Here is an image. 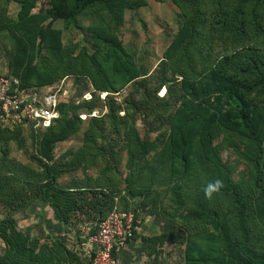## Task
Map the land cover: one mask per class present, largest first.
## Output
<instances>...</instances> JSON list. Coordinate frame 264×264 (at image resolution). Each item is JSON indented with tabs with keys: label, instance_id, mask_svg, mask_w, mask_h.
Wrapping results in <instances>:
<instances>
[{
	"label": "trees",
	"instance_id": "obj_1",
	"mask_svg": "<svg viewBox=\"0 0 264 264\" xmlns=\"http://www.w3.org/2000/svg\"><path fill=\"white\" fill-rule=\"evenodd\" d=\"M14 1L20 5L14 20L0 9V31L10 32L12 45L9 72L2 74L17 77L22 87L48 88L54 86L48 84L72 76L73 88L69 87V94L60 100L59 116L49 126L33 127L26 124L34 129H43L38 141L39 155L35 157L40 169L35 170L18 163L9 164V169L0 167V210L1 207L11 210L26 208L25 199L29 197L47 205L53 219L65 227L71 223V218L76 213L83 214L86 220L99 223L116 207L114 200L120 192L119 187L106 178L107 188H102L101 180L91 177L82 181L72 179L68 184L60 185L57 177L62 171L54 169V165H49L48 161L54 158L55 145L76 131L83 119L80 114L90 113L95 108L92 95H99L95 90L110 91L113 86L99 63H94L97 66L95 75L86 72L87 60L65 53L60 31L53 28L52 23L56 20L64 23L76 22L82 11L99 4L113 10L117 8L114 11L117 13L124 8H138L145 4V0H47L41 13L48 20L45 24L38 25L28 41L22 37L32 25H24L22 18L31 10L36 0ZM173 1L186 2L189 5L174 44L169 49L170 54L186 49L183 56L189 57V51L195 49L194 53L202 57L205 44L196 42L205 34L210 37L207 41L210 49L213 48L211 43L215 39L222 47L215 57L207 51L208 64L202 72L204 77L200 79V89L196 91L192 102L182 100L177 110L181 120L171 129V136L161 147V154L168 158L174 170L169 187L173 212L163 214L175 224L176 216L184 222L199 224L200 232L196 235H201L207 242L214 244V250H200L197 255L189 248L185 255V261L189 264H264V249L253 238L255 234L264 238V97L259 98L264 93V0ZM34 17L30 16L29 19ZM118 20L119 18L116 19ZM15 26L23 30L21 36L16 34L18 29ZM90 37L114 49H122L119 41L107 33H92ZM37 56L40 58L35 61ZM128 71L127 80L131 81L137 75L132 73V69L128 68ZM188 85L191 89L194 86L193 83ZM88 91L92 95L85 98L83 94ZM82 96L84 100H80ZM194 100H199V109H191L185 113V109L195 106ZM118 108V105L116 108L111 105L105 113V117L117 132L119 128L113 119L116 116L115 109ZM120 119L126 120L125 117ZM131 121L133 122L132 119ZM103 123L98 117L91 118V129L84 133L83 145L77 151L78 157L75 153L72 154L69 169L81 167L86 172L92 167L90 162H94L96 158L103 156L108 160L103 153L106 147L95 137H102ZM20 126L21 124L13 127L0 126V132L8 133ZM216 131L245 136L247 146L255 150V154L250 157L249 175L242 183L232 179L229 171H218L219 162L214 158L218 153L207 144L210 135ZM124 135L128 145L129 170L128 177L124 179V190L130 197H134L141 195L143 190L133 191L130 188L133 180L131 174L135 172L137 177L141 175L143 168L147 166V154L156 151L158 143L155 139L141 138L133 123H125ZM110 150L109 156L115 158L116 153L112 154V148ZM131 161L136 162V168L131 169ZM197 163L205 179L198 181L203 183L192 187L193 201L191 206L186 207L183 198L184 183L190 176H194ZM108 167L109 165L98 170L97 174L105 177V173L109 172ZM114 168L116 169L115 162ZM211 173L214 181L219 179L223 182L220 191L216 192L225 199V205L221 208L213 207L210 198L204 195V188L211 182L208 180ZM146 191L149 192L150 189ZM144 197L148 198L147 194ZM157 197L156 193L151 205H155ZM255 205H261L259 207L263 214L254 211ZM133 215L131 239L138 235L139 227L137 214L133 212ZM184 234L188 236L190 243L191 234L182 233ZM154 237H149L147 241ZM0 240L4 245L0 264H72L71 255L74 254L78 258V264H89L75 253L76 250L69 251L58 239L51 243H39L38 238L29 239L17 226L16 219L7 211L0 215ZM78 242L79 238L75 244Z\"/></svg>",
	"mask_w": 264,
	"mask_h": 264
},
{
	"label": "rangeland",
	"instance_id": "obj_2",
	"mask_svg": "<svg viewBox=\"0 0 264 264\" xmlns=\"http://www.w3.org/2000/svg\"><path fill=\"white\" fill-rule=\"evenodd\" d=\"M46 2L47 0H36L31 10L22 18L24 25H32L22 37L25 41L33 37L38 25L47 22L48 18L41 13L46 7ZM188 5L186 2L177 3L173 0H145V4L138 8H124L116 13L114 11L117 8L113 10L99 4L82 11L77 16L76 22L64 23L62 20H56L52 23V27L60 31L61 44L65 53L87 60L86 72H92L95 75H97V66L94 63H99L110 77L113 88L110 91L95 90L99 93L96 97L90 91L85 92V97L89 98V95L90 97L92 95V99L94 98L92 103L95 108L90 113L86 112V116L81 120L76 131L55 145L54 158L48 161V164L54 165V169H61L62 172L57 177L60 185H66L72 179L82 181L86 177H91L100 179L102 188H107L106 178L119 187L120 192L114 200L117 209L127 208L133 211L137 214L139 221L138 235L121 250L122 264H189L185 261L186 251L189 248L195 255L199 254L200 250L215 249L214 244L207 242L206 238L196 235L200 232L199 224L184 222L177 219V216L175 224L170 221L171 218L163 214V212H173L169 199V187L174 170L168 158L161 154V147L171 136V129L175 128L181 120V115L177 110L182 100L192 102L196 91L200 89V79L204 77L202 72L208 64L207 51L215 57L222 47V44L215 39L211 43L213 48L210 49L207 45L210 37L205 34L196 42V44L199 42L205 44L202 57L194 53L195 49L188 50L189 57L183 56L186 49L170 54L169 49L174 44L173 41L186 16ZM0 9L14 20L18 15L20 5L14 0H0ZM30 16L35 17L30 20ZM117 18H119L118 21H116ZM17 29L16 34L21 36L24 33L23 30L18 27ZM102 32L118 40L122 49H114L90 37L92 33ZM11 55L10 32L0 31V73L9 72L8 64ZM169 55L172 56L169 58ZM39 58L37 56L35 61ZM128 68L137 75L131 81L127 80ZM72 79V76H66L59 82L48 85L62 83L67 88H73ZM189 83H193L192 89ZM262 97L264 93L259 96V98ZM80 100H84L83 96ZM198 102L199 100H194L195 106L191 105L192 107H188L184 112L199 109ZM111 105L114 108L119 106L115 109L116 116L113 119L117 123L119 132L114 131L113 124L105 117ZM92 117H98L104 122L102 137H95L106 147L103 153L108 160L103 156L96 158L94 162H90L92 167L86 172L81 167L71 170L69 166L72 154L75 153L78 157L77 151L83 145L84 133L91 129L89 127ZM120 117H125L126 120ZM125 123H133L141 138L155 139L158 143L156 151H150L147 154V166L143 168L141 175L137 177L135 172L131 174L133 180H131L130 188L133 191L143 190L141 195L134 197H130L124 190V179L129 173L127 168L128 145L125 143L124 135ZM42 133L43 129H34L28 125H21L20 128L8 133L0 132V167L9 169L11 167L9 164L18 163L39 170L40 165L35 157L39 155L38 141ZM210 137L207 144L218 153L214 155L219 162L218 171H229L230 177L238 183L245 181L249 175L250 157L255 154V150L245 143V136L216 131ZM111 148L112 154L116 153L115 158L109 156L108 151L110 152ZM108 165L109 172L105 173V177L97 174L98 170L105 169ZM175 165H177L176 161ZM130 166L134 169L137 164L131 161ZM196 167L194 176H190V179L184 183L183 198L186 207L191 206L193 201L192 187L203 183L198 181L205 179L198 163ZM208 177L209 182L214 181L212 173ZM156 193L158 194L157 202L153 206L151 205L152 199ZM145 194L148 198L144 197ZM25 201L26 208L11 210L1 207L0 215H4L6 211L12 214L20 230L29 239L38 238L39 243H51L52 240L58 239L66 245L69 251L74 252L76 239L80 240L83 233L98 224L86 220L83 214L76 213L72 216L71 223L65 227L53 219L47 205L31 200L29 197ZM210 201L215 208L225 205L224 197L216 193H213ZM261 205H255L254 211L263 214V210L259 207ZM151 211L155 213L151 214ZM182 233L191 234L190 243L188 236ZM149 237H154V239L148 242ZM253 238L264 249V238L257 234ZM3 253L4 245L0 240V255ZM75 253L81 259L83 258L77 252ZM76 257L75 254L71 255L72 264H78Z\"/></svg>",
	"mask_w": 264,
	"mask_h": 264
},
{
	"label": "built area",
	"instance_id": "obj_3",
	"mask_svg": "<svg viewBox=\"0 0 264 264\" xmlns=\"http://www.w3.org/2000/svg\"><path fill=\"white\" fill-rule=\"evenodd\" d=\"M69 92L62 83L52 88L22 87L17 77L0 73V126L47 127L59 116L60 100ZM133 220L132 211L114 207L93 229L83 233L76 252L89 264H122L121 250L132 237Z\"/></svg>",
	"mask_w": 264,
	"mask_h": 264
},
{
	"label": "clouds",
	"instance_id": "obj_4",
	"mask_svg": "<svg viewBox=\"0 0 264 264\" xmlns=\"http://www.w3.org/2000/svg\"><path fill=\"white\" fill-rule=\"evenodd\" d=\"M223 186V182L219 179H216L213 182H210L204 188V195L206 198H211L213 193L219 192Z\"/></svg>",
	"mask_w": 264,
	"mask_h": 264
}]
</instances>
